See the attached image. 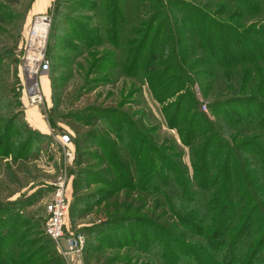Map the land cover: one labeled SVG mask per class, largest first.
Segmentation results:
<instances>
[{"label":"trees","instance_id":"trees-1","mask_svg":"<svg viewBox=\"0 0 264 264\" xmlns=\"http://www.w3.org/2000/svg\"><path fill=\"white\" fill-rule=\"evenodd\" d=\"M126 4L142 9L129 28ZM263 11L264 0H220L214 11L196 0H57L49 42L55 36L69 52L58 59L90 57L76 97L112 81L109 69L134 80L119 101L69 112L80 121L68 122L77 155L71 209L98 206L105 218L83 232L85 254L123 252L122 264L131 253L155 256L152 264H264V21L243 23ZM8 53L0 49V159L17 162L44 134L20 117L18 68L11 85L2 75ZM195 83L213 95L211 114ZM136 84L162 104L189 164L180 145L151 133L145 109L126 106ZM18 202L0 204V264H63L40 221L23 213L28 201Z\"/></svg>","mask_w":264,"mask_h":264},{"label":"rangeland","instance_id":"rangeland-1","mask_svg":"<svg viewBox=\"0 0 264 264\" xmlns=\"http://www.w3.org/2000/svg\"><path fill=\"white\" fill-rule=\"evenodd\" d=\"M196 2L204 3L209 6L210 10L214 11L220 0H196ZM56 5L57 0H0V49L9 52V56L3 61L4 66H7L2 75L6 78L5 82L11 85L14 79L9 72H13L18 68L19 84L16 85L19 86H17L18 92H16V97H18L21 103L23 113L25 112V114L20 117H28V115H31L28 114L27 111H32L33 117H41L40 128L33 127V129L44 134V136H41V139L35 142V148L32 150L27 160L12 162L10 157L0 159V204L12 203L13 201L18 202V199L23 201L26 200V202L28 201V205H23V213L33 219L39 220L42 231H44L47 221L45 204L51 192L50 183L60 176V174L66 172L67 187L65 194L68 197L69 204V213L66 219V231L68 233H83L91 226L102 223L105 218H103L104 216H98V210L100 209L98 206H95L90 210H84L87 207L85 204L83 206L79 205L75 210H73V208L71 209L73 201L72 192L74 188L72 182L75 176L72 173V169L74 167V162L77 161V155L76 151H74L75 148L72 139L69 146L74 149V159L71 160L68 168L65 169V154L57 141V136L68 132L72 135V138L74 137V132L68 125V122L79 124L80 121L77 119H71L69 112L79 111L85 106L90 104H100L103 103V101L107 105L119 101L121 91L123 90L127 95V92L130 91V83L134 80L133 78L129 79L128 77L121 75L117 72V69L111 70L108 68L111 74L110 77L111 79L113 78L112 81L102 82L101 84L92 86L90 89L85 90L82 94L76 97L75 91L78 90L82 84L83 73L90 57L88 58L86 53L78 57L70 56L72 64H65L58 59L59 57L67 59L66 57L69 52L62 48L60 41H57L55 36L51 39L52 44L49 42V39L52 36V23L54 14L56 13ZM126 5L125 28H129L135 24L134 18L137 15L138 10L142 11V9L136 10L135 4H133V6L131 4ZM230 9L231 7L228 6L227 11ZM58 12L60 15L72 16L70 13L64 12L63 10H58ZM39 13L52 14V28L50 27L49 29L46 48V55L48 56V51L51 57L48 56L50 62L48 73L40 78V84L42 86V102L37 106H32L29 104L26 91L27 85L22 68V55L23 45L32 22V17ZM75 14L77 15L78 13H73L76 18ZM79 14L89 13L84 11ZM225 14L226 11L220 13L219 16L224 17ZM2 16L4 18H2ZM61 19L64 21L62 16ZM255 20L264 21V11L261 15L253 17L252 20L244 18L243 23L247 24L250 21ZM59 33L61 32L59 31ZM107 47L109 46L105 45L101 48L106 49ZM58 74H66L68 76L65 78L52 77ZM136 86L139 90L130 94L128 101H131V104L127 103L126 106L132 107V110L138 108L145 109L147 114V124L154 127V130H151V133L156 136L158 141H163L165 139L172 140L174 143L180 145L184 153L183 160L185 163L189 164L190 159L188 148L181 144L176 130L168 128L164 123L161 113L162 104L152 98L146 86L142 87L139 84H136ZM193 88L195 89L196 96L200 102L201 110L211 114L208 102L213 100V95L211 97L210 95L207 96L205 90H203V88L197 83H195ZM215 90H221V95L226 91V89H223V85L220 82L215 84ZM12 92H10L9 95H11V100L16 105L17 98H15V93ZM3 93L5 95V89ZM110 93L111 95H109ZM167 102L169 101L167 100L164 103ZM202 103L206 104V110L202 109ZM54 111H56V115H54ZM4 113L5 112L0 111V115H3ZM15 113H17L16 110ZM20 123L21 122L19 121V124ZM95 187L96 186H91V190ZM18 203L22 206L20 202ZM83 234L87 241L88 236L85 233ZM86 241L81 253V258L84 264H103L106 262H110L111 264L123 263L124 260L121 257L123 252L105 250L95 256L85 254L84 249ZM113 257H115V260L112 261L111 259H113ZM130 257L132 258V264H141L142 262L147 261H149L150 264L159 263L156 261L155 256L131 253Z\"/></svg>","mask_w":264,"mask_h":264},{"label":"built area","instance_id":"built-area-1","mask_svg":"<svg viewBox=\"0 0 264 264\" xmlns=\"http://www.w3.org/2000/svg\"><path fill=\"white\" fill-rule=\"evenodd\" d=\"M51 16V13H39L32 17L23 45L22 68L27 85L28 101L32 106H37L42 102L40 78L48 73L50 66L46 48L52 21ZM202 109L206 110L205 103H202ZM57 141L65 154L64 168L66 169L74 159V151L69 146L70 135L62 133L57 136ZM65 173L60 174L50 183L51 192L45 204L47 221L44 233L53 243L64 264H84L81 253L86 241L85 235L83 233H68L65 230L69 207L65 194L67 187Z\"/></svg>","mask_w":264,"mask_h":264},{"label":"crops","instance_id":"crops-1","mask_svg":"<svg viewBox=\"0 0 264 264\" xmlns=\"http://www.w3.org/2000/svg\"><path fill=\"white\" fill-rule=\"evenodd\" d=\"M27 112H28V114H31V115H28V117H25V119L29 123V125L34 127V128H40V126H41L40 125L41 124V122H40L41 117H33L32 111H27Z\"/></svg>","mask_w":264,"mask_h":264}]
</instances>
